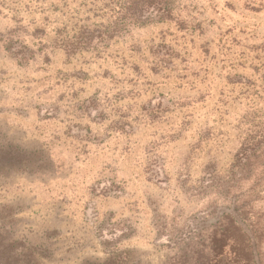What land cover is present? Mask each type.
Wrapping results in <instances>:
<instances>
[{"label": "rangeland", "instance_id": "1", "mask_svg": "<svg viewBox=\"0 0 264 264\" xmlns=\"http://www.w3.org/2000/svg\"><path fill=\"white\" fill-rule=\"evenodd\" d=\"M0 264H264V0H0Z\"/></svg>", "mask_w": 264, "mask_h": 264}]
</instances>
